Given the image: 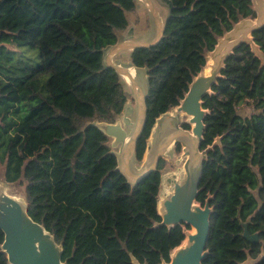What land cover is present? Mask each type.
<instances>
[{"label": "trees", "instance_id": "16d2710c", "mask_svg": "<svg viewBox=\"0 0 264 264\" xmlns=\"http://www.w3.org/2000/svg\"><path fill=\"white\" fill-rule=\"evenodd\" d=\"M172 3L161 42L131 57L148 70L150 87L138 160L156 119L179 105L218 39L257 17L252 0ZM136 10L137 0H0V178L23 188L30 216L63 246L65 264L169 263L190 230L161 225L165 161L134 187L117 169L110 139L88 126L115 123L128 101L103 50ZM253 37L264 53V26ZM212 90L202 148L220 144L197 199L211 197L215 209L203 264H242L264 251V64L250 45L229 57ZM246 229L260 241H249ZM3 242L0 230V264H9Z\"/></svg>", "mask_w": 264, "mask_h": 264}, {"label": "water", "instance_id": "95a60500", "mask_svg": "<svg viewBox=\"0 0 264 264\" xmlns=\"http://www.w3.org/2000/svg\"><path fill=\"white\" fill-rule=\"evenodd\" d=\"M160 1L168 9L165 17H162L152 0H145L154 18L152 38L140 40L135 33L136 26L130 22L125 33L120 34L117 44L103 50L104 68L114 69L122 85L124 83L121 77L122 79L124 77L123 81L131 88L139 121L135 123L133 119L135 109L127 101L115 123L96 122L88 126L95 125L108 138L114 139L115 143L120 145L119 152L112 150L117 156V169L134 187L150 173L157 171L161 160L168 159L167 151L171 146L175 153L180 154L184 161V175L179 177L175 173L166 175L161 173L158 212L162 218L161 225L174 228L186 224L191 226L194 232L185 231L186 239L171 253V261L163 264H203L209 254L207 242L215 210L209 202L202 207L197 199L204 164L208 160L209 152L220 144V139H216L212 145L202 148L205 139V119L210 114V111L203 106L204 98L213 93V86L222 78L227 60L242 44L250 45L252 52L264 64V53L253 37V32L264 26V0H252L257 17L242 19L218 39L214 49L207 55V62L211 60V64L208 65L209 73L204 72V67L190 83L179 105L156 119L147 139L145 151L147 159L143 161L137 158V144L147 123L149 76L148 70L136 67L131 57L136 49L156 46L163 39L173 3L172 0ZM260 10L263 15H260ZM121 55L125 56L126 60L118 59ZM139 77L144 78L145 84L140 82ZM125 93L128 98L129 93L126 89ZM120 116L122 120L119 119ZM185 126L190 128L186 129ZM127 129L134 130L129 133ZM179 148L180 151H178ZM152 153L153 159L148 164L147 161ZM135 161H143L142 167L135 168L133 165ZM12 185L0 178V230L4 233L1 249L7 255L8 263L65 264L62 261L63 246L57 243L55 236L43 224L30 216L26 197L20 199L9 193L8 190ZM162 188L171 189V191L161 197ZM244 235L251 241H258V235L251 236L247 229ZM133 264L141 263L133 259Z\"/></svg>", "mask_w": 264, "mask_h": 264}, {"label": "rangeland", "instance_id": "374dc122", "mask_svg": "<svg viewBox=\"0 0 264 264\" xmlns=\"http://www.w3.org/2000/svg\"><path fill=\"white\" fill-rule=\"evenodd\" d=\"M153 1H155V0H153ZM146 4H147V1H146ZM146 4H145V0H137V10L133 14L130 15V22H131V24L136 26L135 32L137 34V37H139L140 39H145V38L150 37L151 32H153V30H154V29L152 30V28L154 27V18H153V15H152L150 9L146 6ZM155 4H156V1H155ZM156 7H157L159 13H161V15L163 17H165L166 13H168V9L159 3L156 5ZM260 12H259L260 15H263V12L261 10H260ZM33 54L36 55V52ZM118 59L126 60L125 56H123V55L119 56ZM210 63H211V60H209L207 62V65L205 67L204 72L207 74L209 73V70H210V68L208 66V65H210ZM121 80L124 83L123 84L124 88L129 93L128 102L135 109V114L133 116V119H134L135 123L137 124V122L139 121V118H138V113L136 110V103H135V99L133 98L132 90L127 85V83L125 81H123L122 77H121ZM140 82L142 84H145L146 81L144 80V78L143 79L140 78ZM244 109H247L246 106L244 107ZM119 119L122 120V117L120 116ZM133 130L134 129H127V131L129 133H132ZM109 139H110L109 145L111 146L112 150L119 152L120 145L115 143L114 139H112V138H109ZM168 154L170 155V158L164 160L165 161V167L161 171L162 175H166V174L172 173V172H176V173L182 172L184 161L182 160L180 154L177 152L175 153L173 148L169 151ZM146 159H147V157H146V153H145L143 161H145ZM152 159H153V153L151 154V157L148 159L147 163L148 164L151 163ZM143 161L142 162L135 161L133 164L134 167L137 169L141 168ZM123 162H124V160H123ZM123 168L124 167L122 166V169ZM161 190L163 192L164 188H162ZM8 191L11 195H14V196L19 197V198H23V197L25 198L23 188L19 185H12ZM186 232H194V230L191 229V230H187Z\"/></svg>", "mask_w": 264, "mask_h": 264}, {"label": "flooded vegetation", "instance_id": "af4514ba", "mask_svg": "<svg viewBox=\"0 0 264 264\" xmlns=\"http://www.w3.org/2000/svg\"><path fill=\"white\" fill-rule=\"evenodd\" d=\"M152 1H153V0H152ZM155 1H156V4H155ZM155 1H153L155 5H157L158 3H159V4H163V3H161L160 0H159V1L155 0ZM163 6H164V5H163ZM165 7L167 8L166 5H165ZM162 17H163V16H162ZM210 201H211V197H207V198L205 199V202H204V203H200V202H199V203L201 204L202 207H204V206L206 205V203L209 202V204H210V206H211ZM211 207H213V206H211ZM213 208H214V207H213ZM214 210H215V209H214ZM213 217H214V215H213ZM212 222H213V220H212ZM180 226H182V227L185 228V229H186V227H189L190 230L192 229L191 226H187L186 224H183V225H180ZM255 235H258V241H251V240H249L248 238H247V239H248L249 241H251V242H259V241H260V236H259L258 233H254V234H252L251 236H255ZM263 256H264V251H263V250H262V252L259 254V256H257V257H253V256H251V255L248 253V255H247V259H246L245 261H243L242 264H260V261H261V259L263 258Z\"/></svg>", "mask_w": 264, "mask_h": 264}, {"label": "bare ground", "instance_id": "6f19581e", "mask_svg": "<svg viewBox=\"0 0 264 264\" xmlns=\"http://www.w3.org/2000/svg\"><path fill=\"white\" fill-rule=\"evenodd\" d=\"M211 64V63H210ZM209 68H210V66H209ZM123 79L125 80V78L123 77ZM173 147L171 146L170 148H169V150L167 151V156H168V158H170V155L168 154L169 153V151L172 149ZM172 173H175V174H177L179 177H181V176H183L184 175V168H183V171L182 172H180V173H176V172H172ZM182 173V174H181ZM171 191V189H164V191L162 192V190H161V197H162V195L163 194H167V193H169ZM19 198V197H18ZM20 199H23V198H20ZM194 230V229H193Z\"/></svg>", "mask_w": 264, "mask_h": 264}, {"label": "crops", "instance_id": "0c3cea01", "mask_svg": "<svg viewBox=\"0 0 264 264\" xmlns=\"http://www.w3.org/2000/svg\"><path fill=\"white\" fill-rule=\"evenodd\" d=\"M154 29V27L152 28V30ZM136 31V30H135ZM136 33V32H135ZM137 35V34H136ZM153 35H154V30H153V32H151V38L153 37ZM150 37H148V38H150ZM148 38H145V39H140V40H146V39H148Z\"/></svg>", "mask_w": 264, "mask_h": 264}]
</instances>
